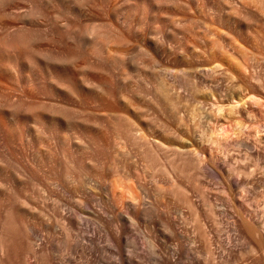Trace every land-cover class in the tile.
<instances>
[{
  "label": "rangeland",
  "instance_id": "obj_1",
  "mask_svg": "<svg viewBox=\"0 0 264 264\" xmlns=\"http://www.w3.org/2000/svg\"><path fill=\"white\" fill-rule=\"evenodd\" d=\"M21 33L63 61L30 64ZM259 134L264 0H0V244L16 206L15 264H264Z\"/></svg>",
  "mask_w": 264,
  "mask_h": 264
},
{
  "label": "bare ground",
  "instance_id": "obj_2",
  "mask_svg": "<svg viewBox=\"0 0 264 264\" xmlns=\"http://www.w3.org/2000/svg\"><path fill=\"white\" fill-rule=\"evenodd\" d=\"M144 1V0H143ZM251 18V17H250ZM249 23V22H248ZM32 36L31 35H26V34H24V33H21V34H18L17 36H16V39H15V41H17V42H19V44L21 45V47H22V53H23V55H25V56H27V58H28V60H29V62H30V64L32 63V64H36V65H40V66H42V68H43V70H44V73H47V71H48V69H49V66L50 65H52L51 64V62H52V60H56V61H63V57H61V56H63V55H59L58 54V56H56L55 58H53V56H51L49 53H45V52H43L42 50L43 49H38V48H35V46L33 47V44H32ZM159 40V39H158ZM49 41V40H48ZM34 42V41H33ZM64 51H66V50H64ZM48 52V51H47ZM52 53V52H51ZM60 54H62L63 53V50L61 51V52H59ZM53 54V53H52ZM73 60V58H70V60ZM27 60V59H26ZM135 62V61H134ZM145 62V61H144ZM56 70H58L56 67H54ZM59 72H60V77L62 78V79H65V80H69L70 79V76H69V74L66 72V71H64V70H62V72L59 70ZM253 76V75H252ZM158 86V85H157ZM163 87H166V86H163ZM188 87V86H187ZM78 88V87H77ZM189 88H190V86H189ZM191 89V88H190ZM161 90V89H160ZM255 90L256 89H251V90H249V94L250 93H252V92H255ZM156 92V91H155ZM255 94V93H254ZM257 96V95H256ZM250 96H248V98H249ZM169 98V97H168ZM245 96L243 97V98H239L238 99V101L235 103V106H236V104H238L239 102L240 103H242V104H245L246 103V101H245ZM235 99V98H234ZM52 104V103H51ZM167 104V103H166ZM241 104V105H242ZM45 105V104H44ZM168 105V104H167ZM43 106V105H42ZM37 107V106H36ZM35 107V108H36ZM52 107V106H51ZM50 107V108H51ZM64 107V106H63ZM174 107V106H173ZM33 108V107H32ZM57 108H59V107H57ZM32 110V109H31ZM52 110V109H51ZM60 110V109H59ZM221 110V109H220ZM62 111V110H61ZM70 112V111H69ZM62 113H63V111H62ZM61 113V114H62ZM69 114V113H68ZM248 114L250 115V116H252L253 117V112L250 110L249 112H248ZM63 115H67V110L63 113ZM254 116H255V113H254ZM256 117V116H255ZM239 123L240 122H236V125H237V128H238V130L240 129V130H244V126L245 125H243V124H241L240 123V125H239ZM221 125V124H220ZM259 125H260V123H259ZM261 127L263 126V124L261 123V125H260ZM219 127V126H218ZM225 127V126H224ZM224 127H222V126H220V128H221V130L223 131V133L224 134H227L228 132L230 133V131L231 130H228V129H225ZM228 127V126H227ZM220 130V131H221ZM247 132V131H246ZM258 132L260 133V130H258ZM223 133H222V135H223ZM241 133V132H240ZM244 133H245V130H244ZM136 134V133H135ZM260 135V134H259ZM27 136V135H26ZM210 136V135H209ZM218 136V135H217ZM262 137H264V136H261L260 135V138H262ZM10 138H14V136L13 137H10ZM137 137L135 136L134 137V139H136ZM209 139H210V137H209ZM11 144V141L9 140V139H6L5 140V142H4V147H9V145ZM239 145H245L244 143H239ZM248 145V144H247ZM1 147V146H0ZM222 147V146H221ZM10 150H11V148H9ZM8 149V150H9ZM199 151V150H198ZM225 151V150H224ZM5 152V151H4ZM8 152V151H7ZM11 152V151H10ZM3 153L1 152V150H0V156L2 155ZM11 154V153H10ZM13 154V153H12ZM200 153L198 152L197 154H195V155H192V156H190V162H192L193 164H199L200 163ZM3 157H5V155H3ZM7 158V157H6ZM191 164V163H190ZM244 173H246L247 174V172L246 171H244ZM253 173V172H252ZM261 173V172H260ZM243 174V173H242ZM251 175V174H250ZM248 176V175H247ZM133 178V177H132ZM134 179V178H133ZM130 180V179H129ZM131 181V180H130ZM116 182V181H115ZM229 183H230V181H229ZM249 183H250V179H249ZM249 183H247V182H245L244 180H241V181H239V183L237 184L236 183V186H237V188H240V189H244L245 187H250V189L251 190H253V186H252V184H250L249 185ZM255 183V182H254ZM232 184V183H231ZM117 187V186H116ZM116 189V188H115ZM130 190V189H129ZM250 190V191H251ZM124 191H125V189H124ZM118 195H120L119 197H121V198H126L127 199V203L129 204V206L136 212L137 211V209H136V203L133 201L134 200V197L130 194V192H122V190H116L115 191ZM234 192V191H233ZM132 193V192H131ZM135 193V192H134ZM126 199H125V201H126ZM124 201V200H123ZM263 204H264V201L262 202ZM126 204V203H125ZM127 205V204H126ZM10 206V205H9ZM20 210L18 209V208H16V206L14 207L13 205L12 206H10V207H8V208H6L5 209V215L4 216H6V218H5V220H2L3 221V226H1L2 228H3V231L5 232V236L3 237V241H1V244H0V249L1 250H3V252H5V251H7V253L9 254V258L11 257V256H13L14 254H15V250L17 249V247L19 246V244L17 243V237L18 236H20L19 235V223L17 222V216H16V219L14 218V213H17V212H19ZM138 212V211H137ZM141 216H143V215H147L148 213L147 212H141V213H139ZM239 216H241L242 218H243V214L242 213H240L239 212ZM2 219H4V217L2 218ZM22 221V220H21ZM236 221V220H235ZM2 223V222H1ZM241 226H242V228H240L239 229V234H240V239L243 241V243L244 242H248V239L249 238H251V234H252V225L249 223V222H246V221H242V223H241ZM23 228H25L24 226H23ZM27 229V228H26ZM244 229H247V231H245ZM23 233H25L24 231H23ZM20 234H21V232H20ZM1 235V234H0ZM24 236V235H23ZM20 240H21V238H20ZM20 240H18V241H20ZM30 242V241H29ZM249 244V243H248ZM251 244V243H250ZM29 246V245H28ZM248 250H247V252H252L253 250H254V248H253V246L251 247V245L250 246H248ZM5 250V251H4ZM210 252V251H209ZM7 254V255H8ZM242 255H244L243 254V252H242ZM241 255V256H242ZM11 259H12V257H11ZM243 259V258H242ZM2 260V259H1ZM0 260V264H6L5 262H3V261H1ZM244 260H245V263H244V261L243 262H241V263H237V264H247L248 262H247V259L245 258V256H244ZM12 262H10V264H15V262L13 261V259L11 260ZM14 262V263H13ZM247 262V263H246ZM9 264V263H8Z\"/></svg>",
  "mask_w": 264,
  "mask_h": 264
}]
</instances>
